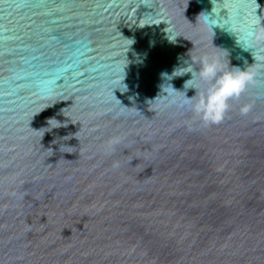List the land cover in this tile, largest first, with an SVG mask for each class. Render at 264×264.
<instances>
[{"label": "water", "instance_id": "1", "mask_svg": "<svg viewBox=\"0 0 264 264\" xmlns=\"http://www.w3.org/2000/svg\"><path fill=\"white\" fill-rule=\"evenodd\" d=\"M260 21L264 0H0V264H264ZM188 55L256 73L220 123L161 75Z\"/></svg>", "mask_w": 264, "mask_h": 264}, {"label": "clouds", "instance_id": "2", "mask_svg": "<svg viewBox=\"0 0 264 264\" xmlns=\"http://www.w3.org/2000/svg\"><path fill=\"white\" fill-rule=\"evenodd\" d=\"M209 15L204 14L203 23L210 24ZM259 22L258 26L250 31L245 40L244 48L250 49L255 45L264 42V24ZM131 42L128 47L134 42ZM184 62L183 67H175L171 74L161 73L166 81H171L174 77H181L190 74V78L185 81L184 89H195V95L186 98L184 95L183 105L198 117L205 125L220 123L229 111L230 101H238L248 89L255 85L256 73L251 68H240L223 63L219 57L209 58L208 56L192 57ZM196 65V67H193ZM174 90L170 83L165 84ZM170 93V94H171ZM251 109V104L241 107V114H247Z\"/></svg>", "mask_w": 264, "mask_h": 264}]
</instances>
